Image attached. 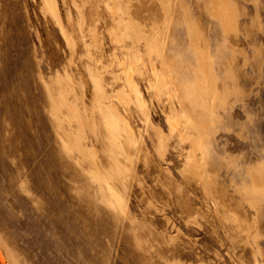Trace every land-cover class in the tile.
<instances>
[{"label":"rangeland","instance_id":"rangeland-1","mask_svg":"<svg viewBox=\"0 0 264 264\" xmlns=\"http://www.w3.org/2000/svg\"><path fill=\"white\" fill-rule=\"evenodd\" d=\"M0 264H264V0H0Z\"/></svg>","mask_w":264,"mask_h":264}]
</instances>
